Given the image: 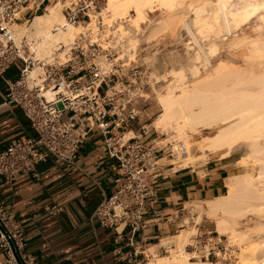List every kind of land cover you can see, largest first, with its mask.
<instances>
[{"label": "built area", "instance_id": "1", "mask_svg": "<svg viewBox=\"0 0 264 264\" xmlns=\"http://www.w3.org/2000/svg\"><path fill=\"white\" fill-rule=\"evenodd\" d=\"M49 3L0 0V77L20 63L19 77L8 81L4 101L21 108L35 133L15 138L0 149V176L11 181L29 173L38 179L37 166L50 158L76 165L85 140L99 130L109 157L116 161V177L112 194L100 202L93 216L102 227L118 231L114 238L117 245L126 240L125 247L114 250L119 261L149 264L152 255L137 235L148 226L144 216L157 201L160 151L148 142L149 125L127 136L141 113L139 99L144 98L132 93L137 69L127 64L117 67L115 43L103 40L87 23L98 10L99 0H73L64 10L66 19L71 24H84L85 32L68 46L58 44L49 58H37L33 43L27 38L16 39L14 25L45 12ZM165 148L175 163L187 155L182 143H169ZM60 210L54 207L52 213ZM185 210L168 222L182 228ZM222 245L219 236L212 244L197 239L188 246L193 254L207 260L221 255L233 258L235 255ZM26 247L23 227L0 202V249L7 264H36Z\"/></svg>", "mask_w": 264, "mask_h": 264}, {"label": "bare ground", "instance_id": "2", "mask_svg": "<svg viewBox=\"0 0 264 264\" xmlns=\"http://www.w3.org/2000/svg\"><path fill=\"white\" fill-rule=\"evenodd\" d=\"M63 5L61 2L51 5L47 13L37 16L28 27L26 23H16V39L25 32L29 33V38L39 39V42L35 40L33 48L40 58H49L60 43L72 44L81 33L78 34L79 26L65 22ZM157 13L160 18L152 21L151 15ZM179 13L185 17L178 18ZM103 14L108 17L105 20L108 26L116 23L124 27L123 32L132 33L131 40L137 44L153 39L159 31L169 32L177 23L181 35L185 36L190 30L200 35L201 41L194 49L193 60L190 57L187 75L182 71L165 74L157 70V78L168 84L157 97L162 112L154 127L162 134L174 131L173 139L185 145L187 155L178 163L186 165L195 150L200 151L196 158H228L237 152L243 154L239 161L253 158L251 166H242L243 176L228 178L227 194L208 201L211 204L209 215L222 214L216 219L218 231L230 233L233 238L242 235L243 215L232 212L237 198L240 199L241 194V198L251 195L264 198V0H107L99 16ZM94 17L91 16L90 27L95 22ZM145 23H148L147 34L140 36ZM250 24L255 26L252 31L257 35L249 33ZM37 73L35 70L34 75ZM207 130H215V133L198 140L197 144L189 142L191 136H200ZM191 236L190 230L182 229L170 239L162 240L169 248L177 247V252L165 259H153L149 264H211L191 262L185 249ZM258 242L260 247L252 241L248 245V250L251 249L235 264H264V253L259 257L264 242Z\"/></svg>", "mask_w": 264, "mask_h": 264}, {"label": "crops", "instance_id": "3", "mask_svg": "<svg viewBox=\"0 0 264 264\" xmlns=\"http://www.w3.org/2000/svg\"><path fill=\"white\" fill-rule=\"evenodd\" d=\"M19 68L17 63L0 77V149L15 138L35 134L21 108L4 101L8 81L19 77ZM138 119L131 125L133 135L143 126ZM153 135L151 131L148 142L160 151V176L155 183L157 201L144 216L148 226L137 235L146 248L178 232V227L168 220L186 209V205L206 203L227 194L228 178L235 175L230 157L218 156L180 167L163 164L164 160L170 161V155L166 146L160 147L156 138L151 139ZM115 163L99 130H94L82 145L76 165L50 158L37 166L38 179L29 173L11 181L0 176V202L23 227L27 253L36 264H123L114 250L125 247L126 240L117 245L114 238L118 231L102 227L93 216L100 202L112 194ZM54 207L61 210L52 213ZM7 262L0 249V264Z\"/></svg>", "mask_w": 264, "mask_h": 264}, {"label": "rangeland", "instance_id": "4", "mask_svg": "<svg viewBox=\"0 0 264 264\" xmlns=\"http://www.w3.org/2000/svg\"><path fill=\"white\" fill-rule=\"evenodd\" d=\"M72 1L73 0H52L49 3L48 7H51V5L55 4L56 2L64 3L65 5L62 6V14H65L64 10L66 9V7H68L71 4ZM106 6H107V0H99L98 10L96 12L91 13V16H95L94 17L95 22L94 23L92 22L93 25L91 26V28H93V30H95L96 33H98L97 31H99V34L101 35V38L103 40L109 39L115 43L114 45L117 48L116 58H118L116 61L117 67H121L122 64H127L126 66L129 65L131 68L137 69L138 78L134 79L132 86V93L139 94L144 97L142 99H139V103L141 104V113L139 115L138 122L141 121L143 125H149L151 131L154 133L151 139L156 138L157 139L156 142L160 147L168 146L169 143L177 145L178 143L177 140L173 139V136L175 135L174 131H169L165 134H162L161 133L162 131L160 132V130L152 126V123L159 118L162 112L157 97L159 96V92L162 90V88L166 84H168V82L166 81H161L162 78H157L158 76L156 75V73L158 72L157 70L159 71L163 70L164 72L163 71L162 72L165 74L169 73V71L170 72L182 71L184 75L185 74L187 75L190 66L188 63L191 61L194 52H196V50L194 49L200 44L201 41V39L199 38L200 35L191 30L185 36L181 35V29L180 26H178L180 24L177 23L178 25L174 24L175 26L173 27L171 26L172 28L170 27L171 29H168L169 32L167 30L164 32L159 31L158 35L155 34L154 35L155 37L154 36H153L154 38L152 37L153 39H150L149 41L147 39L146 43L143 44L138 43L139 44L138 45L137 43H134L131 40L132 33H128V30L126 31L127 33L123 32L124 27L122 26L118 27L116 23L111 24V26L109 25L110 26L109 27L108 21H105L107 20L108 17L107 16L105 17V14L99 16V14L102 13V11ZM48 7L47 10L42 14L48 12ZM40 15L39 14L36 15L29 22H23L19 24L26 23V26L28 27L32 24L33 20ZM183 16H184L183 14H180L178 18L180 17L181 19ZM159 18H160V13L151 15L152 21L157 20ZM178 21L181 22V20ZM65 22L67 23L68 21L65 20ZM90 22L91 21H87V23ZM67 24H71V23L68 22ZM253 24L256 26L255 23ZM253 24H250L252 26L249 25L248 27L249 33L252 35L253 34L257 35V32H254L255 26L253 27ZM72 25L79 26L80 32H78V34L80 33L82 34L85 32V30L83 29L85 27L84 24H80V25L72 24ZM97 27H99V30L97 29ZM147 27H148V23L147 24L145 23L143 25V28L140 29V36L147 34ZM252 29L254 30L252 31ZM165 33L168 35L167 37L164 36L166 35ZM24 38H27V40L30 43L36 44L35 40L37 38L34 39L29 38V33L26 32L24 33L23 36L21 37L18 36L17 40L20 41ZM36 41L39 42L40 40L37 39ZM63 44L65 45V43ZM36 57L39 59H45L37 56V53H36ZM61 57L63 56L61 55ZM152 58L153 61H151ZM154 61L156 62L155 65L153 63ZM145 99L147 100L145 101ZM214 133L215 130L204 131L202 135L200 134V136L199 135H195L193 137L191 136L189 142L192 144L193 143L197 144L198 142L202 141L205 136H212ZM127 136L131 137L133 136V133H130ZM173 140H175L176 143ZM199 154L200 151L198 150H195V152L193 151L194 156H197ZM242 156L243 154L237 152L234 153L228 160L232 164V172H234L235 174L233 176H240V175L243 176L242 174H244L245 169H243L244 167L242 166L244 164L246 165L249 164L248 165L249 167L254 163L252 162L254 161L253 158L251 159L250 157H247L246 159L244 158L242 161H239L241 160ZM193 157H188V161L186 162V165L184 163H173L171 157L169 158L170 161L164 160L161 163L163 164L173 163L175 164L176 167H180V166H187L189 164L205 162L213 158H218V156L217 157L209 156L206 158L194 157L196 159H194ZM185 160L186 159H183V161ZM241 196L240 199L239 197L237 198V203L233 205L232 212L235 211L240 212L243 215V219L245 221L243 224L240 225L242 235L237 236L235 238H233V236H231L230 233L222 234L218 231L216 225V219L219 218L222 214L218 213L213 216L209 215L208 210L211 206L209 202L191 203L186 205V210L183 212L184 215L182 216V222H181V224H183V227L182 228L179 227L178 232L175 233V235L180 233L182 229L190 230L192 236L191 239L188 241V245H194L197 239L203 241V243L206 242L212 244L217 241V237L221 236L223 239L222 246L227 248L228 251H231L235 255L231 259H229L228 257L225 258L224 255H221L220 257H214L213 259L207 260L205 258H201L197 256L196 254H193L192 249L187 245L185 249L188 252V254H190L189 258L191 259V262L193 263L210 262L211 264H235L240 260L241 256L245 254V252H247L249 248L248 245L250 246L252 241L255 242L257 247H260L258 241L262 240L264 242V202H263L264 198L261 197L262 195H256V196L251 195L249 196V198H245V197L241 198ZM258 196H260V198ZM171 237L172 236H170L167 239H170ZM161 247H165V248L162 249ZM173 249L174 251H172ZM149 250H150L149 251L150 254L152 255L149 259L150 262L153 259L156 260L161 258L165 259L169 256L171 257L172 252H177L178 249L177 247L169 248L166 246L164 241H160L158 244L153 245L151 248H149ZM262 250H264V245L263 247L261 246L259 257H261L262 254L264 253L262 252ZM193 256L195 257L192 258Z\"/></svg>", "mask_w": 264, "mask_h": 264}, {"label": "trees", "instance_id": "5", "mask_svg": "<svg viewBox=\"0 0 264 264\" xmlns=\"http://www.w3.org/2000/svg\"><path fill=\"white\" fill-rule=\"evenodd\" d=\"M42 14V13H39V15Z\"/></svg>", "mask_w": 264, "mask_h": 264}]
</instances>
